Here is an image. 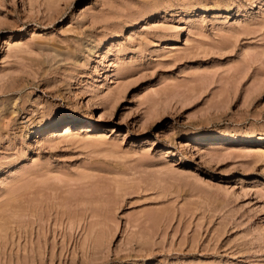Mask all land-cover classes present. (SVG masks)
<instances>
[{
  "label": "rangeland",
  "instance_id": "1",
  "mask_svg": "<svg viewBox=\"0 0 264 264\" xmlns=\"http://www.w3.org/2000/svg\"><path fill=\"white\" fill-rule=\"evenodd\" d=\"M0 264H264V0H0Z\"/></svg>",
  "mask_w": 264,
  "mask_h": 264
},
{
  "label": "bare ground",
  "instance_id": "2",
  "mask_svg": "<svg viewBox=\"0 0 264 264\" xmlns=\"http://www.w3.org/2000/svg\"><path fill=\"white\" fill-rule=\"evenodd\" d=\"M257 1H259V0H257ZM256 4V3H255ZM239 5H241V4H239ZM251 5V4H250ZM253 5V4H252ZM231 6V5H230ZM253 6H255V5H253ZM259 6V5H258ZM261 6V5H260ZM202 10V9H201ZM158 13V12H157ZM155 15V11H149V12H146L145 13V15H143V16H140V17H138V18H136L132 23L135 25V24H137L138 23V21L139 20H141L143 17H146V18H151L152 16H154ZM179 28V27H178ZM177 29V28H176ZM178 30V29H177ZM179 30H181V29H179ZM93 49V48H92ZM111 49H109L108 50V53L107 54H109V51H110ZM113 51V50H112ZM92 53V52H91ZM106 58V56H104L103 57V59H105ZM88 75H85V73H83L82 75H81V78L82 77H87ZM97 118V117H96ZM98 119V118H97ZM44 123L42 124V125H45V126H47V127H49V126H53V125H56L57 123H58V119L56 118V116H53V115H49V116H46L44 119ZM71 120H73V118H68V117H64V120H63V122H68V123H71L70 121ZM96 120V119H95ZM42 125H39V126H42ZM199 136H206V135H199ZM194 137H197V136H194ZM211 139H212V136H209ZM204 138H207V137H204ZM209 138V139H210ZM260 140V139H259ZM244 150H246L245 148H244ZM248 150H250L249 148H248ZM28 152V151H27ZM27 156V155H26ZM25 158V157H24ZM14 163V162H13ZM11 167V166H10Z\"/></svg>",
  "mask_w": 264,
  "mask_h": 264
}]
</instances>
